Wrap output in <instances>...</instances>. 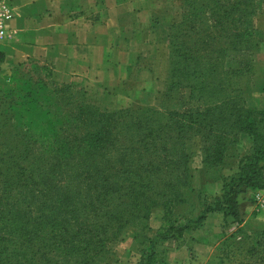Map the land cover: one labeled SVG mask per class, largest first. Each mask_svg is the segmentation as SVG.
I'll return each instance as SVG.
<instances>
[{"label": "trees", "instance_id": "1", "mask_svg": "<svg viewBox=\"0 0 264 264\" xmlns=\"http://www.w3.org/2000/svg\"><path fill=\"white\" fill-rule=\"evenodd\" d=\"M226 2L185 0L180 21L170 26L166 90L154 107L189 90L203 110L107 112L92 105L83 88L54 81L51 68L48 83L7 77L14 82L0 97V233L10 236L7 248L26 260L35 250L47 264H100L112 256L109 245L141 233V264H168L171 249L162 244L202 228L208 214L241 223L240 196L264 190V111L243 100L252 67H226L231 56L256 48L254 0ZM193 132L201 139L204 171L222 166L243 134L252 148L237 177L221 178V196L210 203L198 193L204 212L183 224L173 174L184 166V185L191 186L182 148ZM157 210L161 224L154 238L149 221ZM237 234L242 242L216 249L220 264H264V228L234 233L230 241Z\"/></svg>", "mask_w": 264, "mask_h": 264}, {"label": "crops", "instance_id": "2", "mask_svg": "<svg viewBox=\"0 0 264 264\" xmlns=\"http://www.w3.org/2000/svg\"><path fill=\"white\" fill-rule=\"evenodd\" d=\"M11 12L10 37L0 43V95L7 77L26 62L49 66L53 78L86 91L103 110L155 106L166 90L170 29L168 0H0ZM215 192L218 188L210 185ZM254 192L240 196L241 219L264 228V208L254 214ZM191 233L192 249L167 255L168 264H216L218 236L211 220Z\"/></svg>", "mask_w": 264, "mask_h": 264}, {"label": "rangeland", "instance_id": "3", "mask_svg": "<svg viewBox=\"0 0 264 264\" xmlns=\"http://www.w3.org/2000/svg\"><path fill=\"white\" fill-rule=\"evenodd\" d=\"M222 2L227 0H221ZM231 3L234 0H230ZM185 0H168L167 9L169 10L168 18L170 22V26L172 21L179 22L180 16L183 10H185ZM256 14L252 17L253 19V28H254V37L256 41V48L251 51H244L242 53H238L234 56H231L226 60V67L230 68H251L253 69V76L246 77L243 80V87H246L245 93L243 95V100L246 103V107L252 110L264 111V0H254L253 2ZM170 34V29H169ZM169 35H168V44L165 51V55L167 58L169 57ZM46 66V69H43ZM50 67L44 65L42 63H32L26 62L24 66L18 68L14 75L9 76V80H12L14 77L19 76L18 79L21 80L22 76L25 79H31L32 84L36 82L38 79L42 78L45 82H49L47 80V76H49ZM54 79V78H53ZM54 81H56L54 79ZM58 82V81H56ZM60 83V82H58ZM63 84V83H60ZM67 85H75V84H67ZM76 86V85H75ZM74 86V87H75ZM250 86V88H249ZM14 82L7 81L2 89L13 88ZM77 88H81L78 87ZM3 90V91H4ZM235 95V94H232ZM3 94L0 95L2 97ZM146 108H154L160 111H168L174 110L179 113H189L203 110L202 102L199 101L198 97L192 98L191 92L189 90H182L179 93L178 97H174L168 99L167 102H164V107H154V106H133V107H124L117 110H103L107 112H117L122 109H132V110H142ZM197 131V127L195 128ZM201 139L197 136V132H193L191 137L188 136L184 141V150L183 155H188V169L190 170V174L192 175L191 186L195 189V192L191 193L189 186L188 188L184 185L185 175L182 167H177L174 172L175 182L178 184V190L182 192V196L179 198L180 203L176 205V215L179 217L181 223L186 224L188 221L193 222L204 210L201 208L200 202L198 200V193L202 192L207 195L210 199L208 201L210 203L213 202L214 197L221 196V178H232L237 177L239 174V162L241 158L251 153L252 141L248 135H241L238 140V144L236 149L230 146L224 155V160L222 166H220L215 171H204V166L202 164V153H201ZM215 173V174H214ZM210 185H215L218 188V191L215 192L214 189L208 188ZM2 191V182L0 179V194ZM254 195L250 199L253 204H256V208L254 210V214H257L258 211H261L264 207L262 206L264 201V190H253ZM215 214L221 215L220 220H211L212 226L215 225V233H217L218 241L216 245V249H222L224 244H238L242 242L243 236L237 234L235 240L230 241V237L234 233L242 232L247 234H254L258 229L251 223H246L243 220L241 223L233 222L232 218L225 219L223 214L220 212H214ZM212 214V213H210ZM208 214L206 216V220L203 223L202 228L196 229L193 232L199 230H208L207 228V219L209 217ZM161 211L157 210L152 215L149 225L152 228L153 232L150 233L154 238L156 237L155 233L160 227L161 224ZM2 225L1 227H4ZM192 232H186L184 239L179 240L178 242L168 241L164 242L162 245L167 249H178L180 247H186L192 249L194 243L190 241L192 238ZM10 236L5 233H0V238L2 241V249H0V264H47V262L42 261L40 255L36 258L34 257L35 250L27 253V260L23 259V254L17 251H12L11 248H7L8 241L7 239ZM145 239L143 234L141 233H130L123 242H115L109 245V249L112 252V256L105 262L100 264H141V256L144 251L143 243H145ZM179 244L180 246L178 247ZM47 254V253H46ZM219 255V254H218ZM48 257V254L46 258ZM220 257V255H219ZM217 256V258H219ZM49 258V257H48ZM215 259L216 264H220V260Z\"/></svg>", "mask_w": 264, "mask_h": 264}, {"label": "built area", "instance_id": "4", "mask_svg": "<svg viewBox=\"0 0 264 264\" xmlns=\"http://www.w3.org/2000/svg\"><path fill=\"white\" fill-rule=\"evenodd\" d=\"M11 19V12L4 2H0V43L10 37L7 21ZM262 206L264 207V201Z\"/></svg>", "mask_w": 264, "mask_h": 264}]
</instances>
